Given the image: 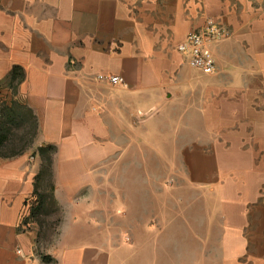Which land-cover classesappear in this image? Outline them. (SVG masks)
<instances>
[{
	"label": "crops",
	"instance_id": "crops-1",
	"mask_svg": "<svg viewBox=\"0 0 264 264\" xmlns=\"http://www.w3.org/2000/svg\"><path fill=\"white\" fill-rule=\"evenodd\" d=\"M209 21L229 32L211 75L178 49ZM13 122L32 128L14 152ZM158 143L181 144L192 182L212 193L197 264H264V0H0V264H129L125 246L75 229L76 209ZM47 148L68 214L39 254L27 219Z\"/></svg>",
	"mask_w": 264,
	"mask_h": 264
},
{
	"label": "rangeland",
	"instance_id": "rangeland-1",
	"mask_svg": "<svg viewBox=\"0 0 264 264\" xmlns=\"http://www.w3.org/2000/svg\"><path fill=\"white\" fill-rule=\"evenodd\" d=\"M14 124L7 146L13 152L32 138V128ZM180 145L142 144L135 149L141 153L139 158L126 160L116 173L101 176L102 189L86 191L88 206L76 209L85 222L77 223L75 229L96 231L101 239L94 241L125 246L129 264H197L196 232L210 230L213 199L212 193L192 182ZM49 174L41 180L37 205L27 219L37 230L39 254L58 242L68 214L55 201Z\"/></svg>",
	"mask_w": 264,
	"mask_h": 264
},
{
	"label": "built area",
	"instance_id": "built-area-1",
	"mask_svg": "<svg viewBox=\"0 0 264 264\" xmlns=\"http://www.w3.org/2000/svg\"><path fill=\"white\" fill-rule=\"evenodd\" d=\"M229 37V32L224 27L209 21L203 28L188 33L178 49L187 59L191 68L211 75L217 71V62L213 54L212 45ZM100 81H107L112 85L124 83L120 76H98Z\"/></svg>",
	"mask_w": 264,
	"mask_h": 264
},
{
	"label": "trees",
	"instance_id": "trees-1",
	"mask_svg": "<svg viewBox=\"0 0 264 264\" xmlns=\"http://www.w3.org/2000/svg\"><path fill=\"white\" fill-rule=\"evenodd\" d=\"M41 151L44 153V166H43V170H42V175L44 176L45 173H50L49 175L52 176V172H51V163H52L51 154H52L53 148L42 149ZM38 195H39V193H38Z\"/></svg>",
	"mask_w": 264,
	"mask_h": 264
}]
</instances>
